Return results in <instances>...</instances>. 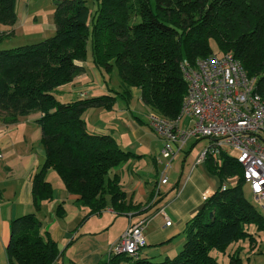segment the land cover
Masks as SVG:
<instances>
[{
	"label": "trees",
	"instance_id": "16d2710c",
	"mask_svg": "<svg viewBox=\"0 0 264 264\" xmlns=\"http://www.w3.org/2000/svg\"><path fill=\"white\" fill-rule=\"evenodd\" d=\"M17 1L0 0V24H15ZM54 20V35L0 49V121L15 124L40 112L36 122L46 152L33 175L35 210L11 222L6 249L10 264H53L59 255L57 242L49 231L42 232L38 216L43 202L54 199L46 179L50 168L89 208L79 226L108 207L117 216L133 217L157 205L158 200L142 209L129 202L117 169L138 155L120 147L109 133L89 131L83 117L88 109L112 110L118 97L129 101L138 88L149 113L176 119L188 92L181 64L228 52L255 78L256 92L264 101V0H95L93 10L86 0H56ZM13 32L0 30V41ZM89 55L100 69L117 68L120 89L60 100L56 90L85 71L81 63ZM206 162L222 184L187 222L181 251L163 261L112 254L108 264H249L243 247L227 250L239 241L252 246L255 233L264 230V214L244 195V168L237 158L223 153L221 159ZM235 177V185L226 183ZM65 213L63 202L58 203L56 216ZM214 250L227 254L229 261L221 263Z\"/></svg>",
	"mask_w": 264,
	"mask_h": 264
},
{
	"label": "crops",
	"instance_id": "0c3cea01",
	"mask_svg": "<svg viewBox=\"0 0 264 264\" xmlns=\"http://www.w3.org/2000/svg\"><path fill=\"white\" fill-rule=\"evenodd\" d=\"M26 7L27 3L18 0L17 21L14 25L2 24L6 29L0 30L9 31V27L20 23V16L22 18ZM81 64L85 65V71L69 85L58 89L68 96L64 101L94 96L96 93L93 92L98 89L102 90V94L111 90L110 85L103 82L105 77L101 69L96 67L92 60ZM88 71L98 74L97 76L102 80L100 85H91L89 82L83 84L89 77ZM134 90L141 100L140 90L133 88ZM145 108L147 112L145 120L135 115L130 107L118 108L120 112L113 113L115 117L111 116L108 121L102 123L101 115L106 113L103 111L106 109L90 108L98 111L91 114L93 117L98 115V120L89 121L88 115L84 119L89 131L109 133L117 140L120 147L138 155L117 169L121 177L122 189L126 192L129 202L141 204L142 209L154 204L156 200H158L157 205L154 210L143 215L126 216L127 226L112 236L109 227L111 217L99 220L101 223L89 222V219L79 226L82 215L86 214L89 208L81 205L77 197L69 192L63 196L56 194L53 207L63 200L66 210L64 217L51 215V220L41 217V210L48 201L43 202L42 209L38 212L42 220V232L49 231L60 250L53 264H108L110 246L119 239L131 222L142 218L148 219L143 229L148 244L142 250L141 256L152 261L172 258L183 248L186 240L184 231L186 224L204 205L203 196L211 197L222 184L219 176L209 169L207 162L195 165V160L189 161L190 157L187 155L182 157L183 152L188 154L203 138L188 140L184 150L177 155L170 166L166 165L170 168V172L167 173L168 181L161 183V176L157 171L159 165L165 162L167 164L168 160L161 155L163 139L149 126V111L146 106ZM40 116V112H34L23 117L26 120L21 118L15 124H5L0 121V264H10L6 249L11 238L12 220L35 210L32 193L33 175L39 171L46 157L45 148L41 143L42 128L36 122ZM193 122V119L184 116L180 124L191 125ZM179 158H183L181 166L176 164ZM255 200L261 205V212L264 214V200L259 202L256 197ZM105 212L112 214L113 217H121L117 216L111 207L103 211ZM75 213L77 215L73 217ZM168 221H171V225L167 224ZM251 231H256L255 226ZM255 234L256 240L252 246L246 241H239L231 247L233 250L238 246L243 247L242 254L250 256L249 264H264V230Z\"/></svg>",
	"mask_w": 264,
	"mask_h": 264
},
{
	"label": "built area",
	"instance_id": "2783aa9c",
	"mask_svg": "<svg viewBox=\"0 0 264 264\" xmlns=\"http://www.w3.org/2000/svg\"><path fill=\"white\" fill-rule=\"evenodd\" d=\"M188 92L181 114L169 119L149 113L152 130L163 139L161 155L168 166L182 152L190 138H207L209 144L198 155L195 165L208 158L232 155L243 165L244 179L259 202L264 200V101L256 92L255 78L250 77L232 52L211 54L194 64H181ZM194 120L181 126L182 117ZM168 181L162 173L161 183ZM226 183L223 185L225 189ZM209 195H204L207 200ZM147 218L131 222L119 239L110 246L109 255L124 253L138 258L147 246L143 229ZM171 225V221L167 222Z\"/></svg>",
	"mask_w": 264,
	"mask_h": 264
},
{
	"label": "rangeland",
	"instance_id": "374dc122",
	"mask_svg": "<svg viewBox=\"0 0 264 264\" xmlns=\"http://www.w3.org/2000/svg\"><path fill=\"white\" fill-rule=\"evenodd\" d=\"M23 2L27 3V7L25 8V10L23 11L24 15L22 14V18L20 16L21 22L17 23L15 26L13 27H9V30H13L14 32L5 37L2 41H0V49H7V48H13V47H17V46H22V45H26V44H31L34 42H38L41 41L44 38L50 37L52 35H54L56 33V25H55V20H54V12H55V1L56 0H22ZM86 4L88 5L90 10H93L95 7V0H86ZM0 29L1 30H5L6 28L2 26V24H0ZM212 46L213 48L216 50V45L215 43L212 41ZM221 54V53H219ZM87 61H91V56L89 55V57L86 59L85 62ZM88 67V66H86ZM102 74L104 75V79L105 81L104 84L106 85H110L111 89L114 90H119L120 89V83H119V77H118V71L117 68L114 67L113 70L110 71H106L105 69H101ZM89 74L88 79L83 82H89L91 85H100V82H102V80L100 79L99 76H97L98 74L93 73L88 71L87 72ZM106 89L107 86H106ZM95 95H100L102 94V90L98 89L95 92ZM56 94L57 97L60 100H67V95H65L63 93L62 90H60V92L58 90H56ZM125 107H130V109L132 111L135 112V115L140 116L141 119L145 120L147 119V112H146V108L145 105L143 104V102L141 100L138 99L137 96V92L134 90L132 93V97L129 101H127L126 99L122 98V97H118L114 107L112 110H103L104 112H106L105 114L101 115V123L102 121H108L109 118L111 116L115 117L114 114H118L120 112V110H118V108L122 109ZM92 112H98V111H94V109H89L87 110L84 114L83 117H86L88 115V120L89 121H97L98 119V115H95V117H93L91 114ZM97 114V113H96ZM106 118V119H105ZM23 120H26L25 118H23ZM91 124V122H90ZM89 128L92 129V126L89 125ZM94 129V128H93ZM196 140V139H195ZM209 139L207 138H203L200 139L198 141V144L196 146L193 147V149L186 154V152L182 153V157L184 156H188L189 161L191 160H195L197 159L198 155L200 154L201 150L203 149L204 145H208ZM37 145H39V143H37ZM232 155H236V152L233 150H230ZM180 159V158H179ZM176 161L177 165L182 164L183 158H181L180 160ZM168 161L167 164L166 162L159 165L158 168V173L159 176H162L163 172L169 173L170 172V168L168 166ZM166 167V168H165ZM166 169V170H165ZM46 179L49 180L52 183V187L54 190V198L56 194L63 196L64 194H67V189L63 183V181L61 180L58 172L54 169V168H50L48 169L47 173H46ZM238 178H232L230 180H228V182H226L228 185H235L238 182ZM244 195L245 197L251 201L252 203H254L259 209L260 211L262 210L261 205L255 200V197L253 195V193L250 190V187L247 183H244ZM53 200H50L46 203V205L44 206V208L41 210V217H47L48 220H51V215H56V207H53ZM62 201H60L59 203H62ZM89 212H86V214ZM83 214L82 218L86 215ZM76 213L73 215V217H76ZM40 216V215H39ZM106 217H111L112 220L110 221V234L113 236L114 234L118 233L119 230L123 229L124 227L127 226L128 223V219L126 216H121V217H113L112 214L109 213H103L101 215H92L90 216L86 222L90 219L89 222H93V221H98L101 223V219H104ZM148 221V219H147ZM85 222V223H86ZM234 246V245H231ZM229 247L227 250V253L229 252H233V247ZM213 254L217 257V259L221 262V263H227L229 261V257L227 254H223L217 250L213 251ZM254 264V263H252Z\"/></svg>",
	"mask_w": 264,
	"mask_h": 264
}]
</instances>
